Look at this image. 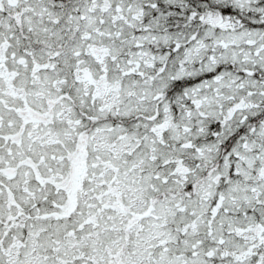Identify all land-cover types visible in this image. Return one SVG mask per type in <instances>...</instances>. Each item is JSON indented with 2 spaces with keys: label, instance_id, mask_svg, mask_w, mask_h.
<instances>
[{
  "label": "snow or ice",
  "instance_id": "1",
  "mask_svg": "<svg viewBox=\"0 0 264 264\" xmlns=\"http://www.w3.org/2000/svg\"><path fill=\"white\" fill-rule=\"evenodd\" d=\"M0 264H264V0H0Z\"/></svg>",
  "mask_w": 264,
  "mask_h": 264
}]
</instances>
